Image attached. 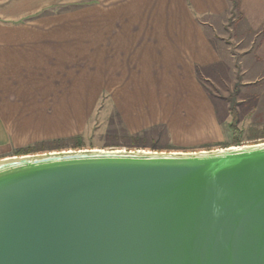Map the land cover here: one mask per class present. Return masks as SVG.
<instances>
[{
    "label": "water",
    "instance_id": "obj_1",
    "mask_svg": "<svg viewBox=\"0 0 264 264\" xmlns=\"http://www.w3.org/2000/svg\"><path fill=\"white\" fill-rule=\"evenodd\" d=\"M0 264H264V142L2 158Z\"/></svg>",
    "mask_w": 264,
    "mask_h": 264
},
{
    "label": "rangeland",
    "instance_id": "obj_2",
    "mask_svg": "<svg viewBox=\"0 0 264 264\" xmlns=\"http://www.w3.org/2000/svg\"><path fill=\"white\" fill-rule=\"evenodd\" d=\"M54 2L62 10L73 8V16L63 18L68 20L63 24L73 25V70L54 64L45 76L27 70L25 83L30 85L9 90L13 97L5 98L10 105L3 114L9 143L0 146V159L17 156L20 149L31 155L67 150L198 152L234 146V138H239L238 146L264 142V24L252 30L241 2L229 0L220 17L196 16L192 10L181 16L168 10L174 2H124L125 8L142 9L145 15L168 14L140 18L173 26V33H157L159 39L179 42L189 36L211 47L205 58L179 60L167 66V73L160 60L147 63L131 57L125 65L118 57L124 49L118 45L119 33L105 27L111 19L108 8H117L118 2ZM186 24L190 33L178 31Z\"/></svg>",
    "mask_w": 264,
    "mask_h": 264
},
{
    "label": "crops",
    "instance_id": "obj_3",
    "mask_svg": "<svg viewBox=\"0 0 264 264\" xmlns=\"http://www.w3.org/2000/svg\"><path fill=\"white\" fill-rule=\"evenodd\" d=\"M104 2H118L117 8L109 7L107 15L111 18L107 27L109 33H119L118 45L123 46L118 57L126 60L144 58L147 63L154 60L165 64L163 71L167 73V66L179 60L187 61L191 56L196 60L205 58L207 46L205 40L174 42L169 38L157 37V33H173V26L167 24H147L140 19L143 16H167L164 11L157 13H145L141 10H133L122 6L124 2H174L168 10H174L176 14L189 16V12L196 11V16L220 17L225 14L229 0H101ZM241 2L240 11H244L251 23L248 26L257 30L259 24H264V0H237ZM168 6V3L166 4ZM191 14V13H190ZM65 16H73V8L62 10L56 8L54 0H0V146L9 143L4 131L12 90L19 86H28L25 82L29 79L24 76L27 70H37L45 76L50 70H46L54 64L69 67L72 71L73 64V25L63 22ZM112 20V21H111ZM111 23V24H110ZM190 25L186 24L181 32L190 33ZM133 33L135 37H131ZM138 33L139 38H136ZM146 33L148 35H142ZM210 46V45H209ZM69 60V61H66ZM64 63V64H63ZM169 63V64H168ZM36 65L38 68L32 66ZM163 67V66H162ZM56 68V67H55ZM63 68V69H65ZM25 70V71H24ZM68 70V68H66ZM69 70V71H70ZM24 72V73H23ZM18 79H14V76ZM27 79V80H26ZM19 85V86H18ZM57 86L56 83H48L49 86ZM39 89V87H37ZM29 90V89H28ZM5 101H4V100Z\"/></svg>",
    "mask_w": 264,
    "mask_h": 264
},
{
    "label": "trees",
    "instance_id": "obj_4",
    "mask_svg": "<svg viewBox=\"0 0 264 264\" xmlns=\"http://www.w3.org/2000/svg\"><path fill=\"white\" fill-rule=\"evenodd\" d=\"M234 131H236L235 129H234V127H235V125L234 124H231V126H230ZM235 140H233V145L234 146H238L239 145V143H240V140H239V138H234ZM31 153V151L30 150H28V149H20V150H18L17 152H16V155L17 156H21V155H28V154H30Z\"/></svg>",
    "mask_w": 264,
    "mask_h": 264
}]
</instances>
